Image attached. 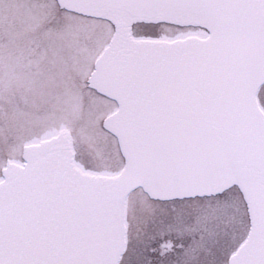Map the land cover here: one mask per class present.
<instances>
[{
  "label": "snow or ice",
  "instance_id": "obj_1",
  "mask_svg": "<svg viewBox=\"0 0 264 264\" xmlns=\"http://www.w3.org/2000/svg\"><path fill=\"white\" fill-rule=\"evenodd\" d=\"M53 44L0 102V264H264V0H0Z\"/></svg>",
  "mask_w": 264,
  "mask_h": 264
},
{
  "label": "rangeland",
  "instance_id": "obj_2",
  "mask_svg": "<svg viewBox=\"0 0 264 264\" xmlns=\"http://www.w3.org/2000/svg\"><path fill=\"white\" fill-rule=\"evenodd\" d=\"M9 4L29 0H3ZM35 3L37 0H31ZM4 18L0 11V20ZM53 44L45 37H37L23 26L0 27V102L22 98L29 94L23 85L42 69V58L53 54Z\"/></svg>",
  "mask_w": 264,
  "mask_h": 264
}]
</instances>
